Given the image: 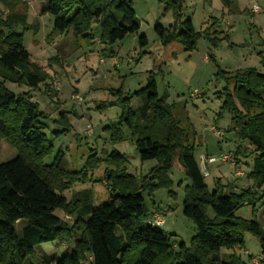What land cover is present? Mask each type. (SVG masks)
Segmentation results:
<instances>
[{
  "label": "trees",
  "instance_id": "16d2710c",
  "mask_svg": "<svg viewBox=\"0 0 264 264\" xmlns=\"http://www.w3.org/2000/svg\"><path fill=\"white\" fill-rule=\"evenodd\" d=\"M160 1L173 10L175 18L168 27L155 26L163 45L178 41L186 51H193L204 35L212 46L218 45L219 32L203 34L196 31L192 19L182 20L185 0ZM28 12L25 0H0V139L18 150L15 157L0 163V264H249L236 253L220 255L221 249L243 247L247 233L259 239L258 264H264V226L255 208L264 200V74L255 69H218L214 78L227 82L220 116L228 111L237 138L254 147L249 152L255 154L253 169L247 175L253 181L251 187L226 192L217 182L214 189L209 188L195 156L193 126L184 125L183 117L167 103V95L159 94L152 71L144 87L126 93L121 87L111 90L117 100L99 108L121 105V116L105 127L110 142L125 141L127 129L141 160L156 159L157 164L137 177L128 171L126 155L114 149L105 158L92 154L80 170H70L63 165L61 153L46 162L54 153L53 140L45 132L49 115L33 101L31 90L47 84L51 76L32 60L23 44L24 30L39 29L38 23H27ZM41 14L53 18L48 42L72 34L88 44L97 40L113 45L140 29L131 0H46ZM139 43L147 46V37L140 35ZM7 82L29 90L17 93ZM47 92L54 96L55 90L47 88ZM135 96L143 99L137 108L131 105ZM67 113L60 112L54 120L62 127L52 132L54 136L70 131ZM176 159L190 179L183 214L194 222L196 234L189 245L172 243V236L153 222L154 211L145 197L171 188ZM102 163L103 178L94 180L90 171ZM102 180L110 197L100 206L93 204L91 191L77 192L70 201L64 195L75 184ZM246 202L254 206L251 219L237 215ZM57 210L71 215L75 223L69 224ZM62 239L75 241L70 252L62 257L45 254L41 263L33 260L40 245Z\"/></svg>",
  "mask_w": 264,
  "mask_h": 264
},
{
  "label": "rangeland",
  "instance_id": "374dc122",
  "mask_svg": "<svg viewBox=\"0 0 264 264\" xmlns=\"http://www.w3.org/2000/svg\"><path fill=\"white\" fill-rule=\"evenodd\" d=\"M25 1L29 6L27 23H38L39 29L24 30L23 44L32 60L51 76L47 84L31 90L33 101L39 103L41 110L49 115L45 121V132L53 140L54 153L46 157L47 163L53 162L56 154L61 153L67 169L80 170L90 155L96 153L105 158L107 153L116 149L126 155L130 173L137 177L146 175L157 160H141L127 129L128 138L117 144L110 142L105 130L108 124L121 116L123 107L115 104L99 108V105L117 100V95L112 94L111 90L121 87L126 93L141 89L152 71L159 94L167 95V103L183 117L184 125L191 123L193 126L195 156L209 188L214 189L217 182L226 192H239L242 188L253 186V181L247 175L253 169L255 154L249 152L254 147L248 141L237 138L228 111L220 116L227 82L214 78L218 69H255L257 73L264 74V0H185L182 20L190 18L197 32H219L222 38L217 46H212L204 35L193 51H186L178 41L168 45L161 43L155 26L168 27L175 18L173 10L166 9L165 2L160 0H131L140 29L138 33L130 34L113 45L97 40L88 44L83 38H76L72 34L60 35L48 42L53 18L49 14H41L40 8L46 0ZM254 4L260 6L258 14L252 12ZM140 35L147 37V46L141 47ZM6 85L17 93L29 90L26 85L11 82ZM47 88L55 90L54 96L48 94ZM142 103L140 97L131 99V105L135 108ZM62 111L68 112L66 115L71 129L56 137L52 132L62 127L54 120L60 117ZM17 154V148L8 140L0 139V163ZM221 154H230L231 157L223 161ZM210 156L215 160L208 159ZM104 171L105 164L102 163L90 173L96 180L103 178ZM170 177L173 182L171 188L158 189L151 196L146 194V201L154 211V219L162 223L159 227L172 236V243L177 245L184 241L189 245L196 234L194 222L183 214L185 187L190 184V179L178 159L174 162ZM81 191H91L95 206L104 204L110 197L103 180L75 184L64 195L70 201ZM263 206L264 200H260L255 208L264 226ZM253 208L252 204L246 202L237 215L251 219L254 217ZM56 214L69 224L75 223L74 218L62 210H57ZM74 245V240L63 239L44 243L33 260L41 263L45 254L62 257ZM231 253L241 256L249 264H258L260 241L247 233L243 247L221 249L220 255L226 258Z\"/></svg>",
  "mask_w": 264,
  "mask_h": 264
},
{
  "label": "built area",
  "instance_id": "2783aa9c",
  "mask_svg": "<svg viewBox=\"0 0 264 264\" xmlns=\"http://www.w3.org/2000/svg\"><path fill=\"white\" fill-rule=\"evenodd\" d=\"M260 10L261 9H260V6L258 4H254L253 5V7H252V12L253 13L258 14L260 12ZM195 91L197 92V90H195ZM195 91H194V93H196ZM218 133H220V132H218ZM230 157H231L230 154H221L220 159L223 160V161H228L230 159ZM214 160H215V158L211 159V161H214ZM239 173H241V172L239 171ZM153 222L157 223V224H160V225L162 224V223H159L156 219H154Z\"/></svg>",
  "mask_w": 264,
  "mask_h": 264
},
{
  "label": "crops",
  "instance_id": "0c3cea01",
  "mask_svg": "<svg viewBox=\"0 0 264 264\" xmlns=\"http://www.w3.org/2000/svg\"><path fill=\"white\" fill-rule=\"evenodd\" d=\"M42 6H43V5H41V7H42ZM41 7H40V8H41ZM212 129L214 130L215 128H214V127H212ZM211 158H214V157H211V156H210V157H208V159H211ZM155 208H156V207H155Z\"/></svg>",
  "mask_w": 264,
  "mask_h": 264
}]
</instances>
